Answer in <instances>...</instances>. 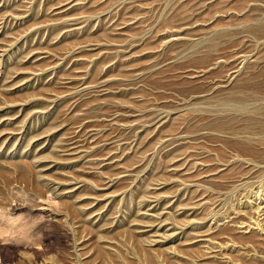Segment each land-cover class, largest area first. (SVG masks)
<instances>
[{
    "label": "rangeland",
    "instance_id": "374dc122",
    "mask_svg": "<svg viewBox=\"0 0 264 264\" xmlns=\"http://www.w3.org/2000/svg\"><path fill=\"white\" fill-rule=\"evenodd\" d=\"M0 264H264V0H0Z\"/></svg>",
    "mask_w": 264,
    "mask_h": 264
}]
</instances>
